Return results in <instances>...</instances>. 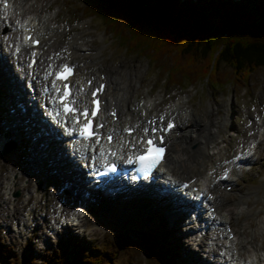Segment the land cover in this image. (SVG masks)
<instances>
[{"label":"rangeland","instance_id":"obj_1","mask_svg":"<svg viewBox=\"0 0 264 264\" xmlns=\"http://www.w3.org/2000/svg\"><path fill=\"white\" fill-rule=\"evenodd\" d=\"M93 1L97 0H27V4L31 3L27 6L24 0L22 4L27 7L26 11L29 14L50 17L52 21L49 23V28L54 25L65 28L59 30L62 34L61 36L59 34L60 37H45L41 42L44 49L50 48L54 53L62 51L69 42L70 37L75 36V43L83 49H95L87 51L90 52V55H84L92 58L88 64V71L89 69L107 70L110 75H117V78H130L133 87L129 99L131 105L135 104L134 100L138 101L140 99L146 100L150 104L155 103L149 111V114L152 115L165 110L173 103L180 102L181 116L186 117L185 113L189 110L193 117L191 123L194 125L189 126L191 131L189 133L195 137H203L204 133L201 132L200 126L202 128L207 127L208 131L212 132L210 137H208L210 133L203 137V142L208 147L205 156L192 158V156L198 155V144L192 137L187 141L185 145L187 148L183 147L182 152L178 149L180 142L174 143V146L177 147L175 156L181 160L182 166L188 168L189 173H199L201 176H205V169H210L218 161H224V159L227 161L236 151L247 149L248 143L255 137L257 130L258 123L255 119L259 116L264 118V78L261 71L251 73L244 82L226 83L225 78L230 76L231 69L222 66L221 70L218 71V75H223L222 79L225 86L220 89L211 87L205 81V78L193 79L191 83L172 84L167 80L168 75L162 74L159 70L155 71L147 60L140 58L135 52H123L119 44H114V41L110 40V36L114 34L113 32L106 27L104 28L94 18L84 17V11L81 7L83 5L87 6V3ZM235 1L241 2L242 0ZM221 2L228 3V5L230 3L232 6L240 5V3H232L229 0H221ZM17 16L21 17V15ZM119 31L122 32V29L116 30L118 34ZM42 54L47 56L44 51ZM4 77L5 74L0 72V83L5 80ZM125 84L128 85V82L125 81ZM9 98V94L6 97L4 95L0 97L5 105ZM17 117L19 116L17 115ZM3 118L4 115L0 112V145L3 141L14 138L17 142L15 147L21 146L19 149L15 148L10 151L4 157L0 156V245L8 250V258L14 256L17 259V263L13 264H18L20 260H24L26 248L34 252L33 264H40V259L45 254L58 253L61 244L68 241V239L74 241L83 239L87 244L90 241L100 244L104 240L113 238L114 233L121 232L132 241L140 242L138 233L140 231L146 233L149 230V228L145 230L146 227L143 224H149V218H146L145 215L156 219L155 222L158 221L167 232V243L161 242L156 237L152 239L157 246L168 244L165 251L167 259L175 264L180 258H184L186 262L197 261L196 255L189 252L191 249L188 246V241H192V238H194V232H187V234H184L185 238L179 240L178 237L183 235L179 230L181 225H178L177 222L175 224L170 221V218L164 216L160 211V207H152L144 201L140 203L139 200L132 199V196L126 195L123 198L131 200V203H125L126 201L124 202L119 199V196H116L113 200H118V205H110L112 207L109 206L110 210L107 211L101 210L95 205H90L88 213L81 217L79 226L71 227L65 224L57 233L56 226L60 218H58L55 210L60 213V208L58 207L59 203L57 204L53 199L58 186H60L61 191L64 190V187H61L63 183L57 182L56 179L58 178L53 180L52 177H47L42 168L36 167L38 163L33 164V167L31 165L33 161L30 149L33 150L35 146H39L44 142L40 140L39 143L33 145L30 139V147L29 141L22 135V132L20 134L18 132L19 138L22 137L21 140L18 135L14 134H17L15 130L10 136L8 132L5 135L4 126L9 121ZM193 130H196L194 134ZM256 140L257 143L251 145V148H255V151L248 158V161L252 160V167L249 169L248 166H244L247 172H243L244 170L241 169L240 172L232 175V178L236 181L233 187L234 190H224L223 187L217 188V198L222 197L221 204L217 205L218 211L226 215L236 236L243 235L245 237L247 240L245 245L255 246H252V250L257 249V245L264 241L260 236L264 233V137H257ZM28 160L32 161L31 164ZM46 168L52 170L50 165ZM39 170L43 173V176L41 173L39 174ZM13 175H16L15 185H13L14 182H11ZM39 180L41 184L37 185ZM6 182H9L10 186L8 195L5 193ZM45 182L48 187H44ZM25 184L27 185L26 189L23 188ZM15 191L18 192L17 196H12ZM66 196H64L67 203L65 208H68L64 213L72 209L70 212L77 214L80 200L74 196L76 201H72L71 203L75 204L71 205ZM49 211L52 214L47 216L46 214ZM119 211L120 213H118ZM31 217H33V220L36 219L32 221V224L30 222ZM43 218L45 219L43 220ZM174 219H178V217ZM135 223L138 224V229L133 228ZM151 245L154 246V244ZM214 245L216 247L215 243ZM183 247H185L184 250ZM215 247L207 248L214 250ZM263 247L264 243L260 245V248ZM246 249L249 251L247 247ZM198 250H200L199 247ZM135 255H137L135 264H146L139 250ZM5 261L7 264L10 262L9 259H5ZM126 264L133 263L127 261ZM205 264H208L207 261H205Z\"/></svg>","mask_w":264,"mask_h":264},{"label":"trees","instance_id":"obj_2","mask_svg":"<svg viewBox=\"0 0 264 264\" xmlns=\"http://www.w3.org/2000/svg\"><path fill=\"white\" fill-rule=\"evenodd\" d=\"M229 1L240 5L221 0H97L82 10L114 33L110 38L123 52H135L155 71L168 75L170 83L205 78L220 89L225 86L223 75H218L222 66L231 69L226 83L244 82L256 71L264 78V0ZM155 220L149 216V230L139 232L140 242L121 232L100 244L68 239L58 253L45 254L40 264H135L137 250L146 264H174L165 255L168 244L157 246L152 240L167 243L164 228ZM7 252L0 245V264H7L5 259L17 263ZM24 256L18 264H33V251L26 248Z\"/></svg>","mask_w":264,"mask_h":264},{"label":"bare ground","instance_id":"obj_3","mask_svg":"<svg viewBox=\"0 0 264 264\" xmlns=\"http://www.w3.org/2000/svg\"><path fill=\"white\" fill-rule=\"evenodd\" d=\"M22 1H24V0H16L14 3L15 5L12 6V4H11L10 8H14L17 11L19 10L20 13L22 11H25L27 9V7H25V5L22 4ZM1 13H4V11H2V12L0 11V23H2V25L4 23H7L6 26L3 25V28H5V27L10 28L11 27L13 29V28H15L14 26L16 24L17 27L20 26V30L23 31V26L32 27V29L35 33L40 32L39 35H40L41 41L43 40V37H54V36L60 37L62 34H60L61 31H59V30L65 29L63 26H59V25H54L52 28H49L48 26H49L50 21H52V19L46 15L32 14V15H25L23 17L22 16L19 17V16H17V14H18L17 13V14H15L16 17H14L12 19L10 17L3 16V14H1ZM54 20H55V18H54ZM22 21H23V23H20ZM17 33H18V31L14 30V32L9 35L7 42H9L10 44L18 45L19 43H18ZM59 34H60V36H59ZM75 39H76L75 36L71 37L69 42L65 45L64 51L63 50L59 51L60 53H58L59 55H57V56H54L55 53L52 52V50L50 48L43 49V51L47 53V56L43 55L42 54L43 51H42L41 52V57H42L41 62L40 63L38 61L35 62L36 68L38 66H39L38 68H40V69L42 68L41 70L39 69V73L44 70L43 69L44 67L46 68V70H48L49 65H51V66L56 65L60 61V58H62V57L69 58V63H71L72 61H77V63L75 64V73H74V76L72 77V81L77 82L78 85L83 83V79H85V78H83L84 73H88L90 75H93L95 73H98V74L103 73L104 74L103 78L106 80V86H105L104 91H103V94H104L103 98L105 100L106 107H109V106L114 107L116 114H117L118 123L110 122L108 117L104 113H102L99 117L103 118L105 120V127L108 130H110L111 132H113V130L116 131L118 129V124H121V123H123V124L128 123L129 124V122H130L135 129L134 132L136 133V137H138L139 132L142 131L143 127L145 125L149 124L150 121H155L156 124L161 122L159 117L153 118L154 116H152V115L151 116L149 115L147 117L149 110L153 107V105L155 103L150 104L146 100L140 99L138 101L134 100V102H135L134 105H129L130 104L129 99L131 97V92L133 91V87L131 85L130 78H117V75L116 76L113 74L110 75V73L107 70L98 71L97 69L96 70L89 69V71L91 70V72H89L87 70V68H88V64L90 63V60L92 58H89V56L85 57L84 55H90V52L88 53L87 51H90V50L93 51L95 49H92V48L90 50L83 49L80 45L75 43ZM37 48L39 49V47H37ZM24 52H25V48H22L21 56H24ZM51 52L53 53V55H51L52 54ZM92 55L94 56V54H92ZM6 59H9V57H6ZM47 62H48V66H46ZM18 66H21L23 68V64H21V63H19ZM38 68H37V70H38ZM10 70H11V68H10ZM11 76L13 77V74H11ZM97 80H98V76H93V82H96ZM125 81L128 82V85L125 84ZM14 84L16 86L15 89H16L17 93H12V91H11L10 97L17 95L19 97L18 100H24L25 95L23 94L20 85L15 80H14ZM32 84L36 85L35 81H32ZM45 87H47V85L42 86V89L44 90ZM47 93L44 91L42 93V95L46 96ZM6 96H8V94H6ZM77 100L80 101V103H83L84 94L80 93L78 95ZM37 105L38 104L35 105L33 103L30 104L29 113L27 114L28 116L30 114L32 115L38 109ZM9 106H12L10 102H9ZM16 114H22V113L16 112ZM140 114L144 115L145 119H143V120L139 119V117H141ZM160 116H162L164 119L169 118V117L175 118V123H176V125L174 127L175 130L169 131V134L166 138V147H167V151L169 152V154L166 157V159L164 160V162L162 163V165H160V166L162 168H164L168 173L171 174L170 178L173 181L179 180L182 182L183 180H185L182 177L188 176L189 171H188L187 167L181 165V163H182L181 160H179L175 156V151H176L177 147L174 146V143L180 142L178 149L180 152H182L183 147L184 148L186 147L185 145L187 144V141L190 140L192 137V139L196 140L197 144H198V149H197L198 155L195 157L205 156L206 155V149L208 147H207L206 143L203 142V137H204V135L209 134L210 131H208L207 127L202 128V126H200L202 129L201 132L204 133V135H202L203 137H201V138L199 136L195 137L191 133H189V132H191L189 130V128L192 125H194L193 123H191V120L193 119V117L191 116L190 112L186 113V115H185L186 117H182L181 112H180L177 104L172 105L171 107L166 109L163 113H160ZM146 118H149L147 123H146ZM138 120H141L142 122H144L143 123L144 125L142 126L141 123H137ZM258 121L260 122V124L257 126V130L255 132V137L253 138L254 142H255L257 136H260V138L264 137V118L259 117ZM10 124H14V125H10ZM24 128L27 131L28 137H30V139L32 140L33 145H36L37 143H39L40 140H43L41 142H44V143H41V145H39V146L38 145L35 146V149H33V154H34L33 157L37 161L40 162V164L44 170H45V167L47 165H50V168H52L53 170L55 169L54 170L55 173L52 174L53 177L58 178V179H56L57 182L60 181L63 183V185L61 187H64V190L60 191L59 194L57 192H54V199H53V201H56L57 204L60 201V203L58 205V207L60 208L59 209L60 213H64V211H66V209L68 208V207L65 208V206H67V203L65 202L64 196H66V195H67L66 198L67 197L69 198V196H73V197L75 196L80 200V204H79L78 208H79L81 213H83V212L88 213L90 204L96 203L100 199L101 200L99 201L97 207H99L101 210H104V211H107L109 209L110 205L107 203L109 198H110L109 195H105L100 199L95 198L94 201H89L86 198H81V194L84 193L85 190H84V187H83L82 182H81L80 174H78L75 169H71L69 173L61 171V169H63L64 167L68 168L67 167V164H69L67 161L68 155H67L65 148H62V146L58 144L57 133L53 129H48L46 126L40 127L34 122V120H31V118H30V119H26L24 125L20 124V121H13V120L9 123H6V125L4 126V131L6 130V132L8 131V132L13 133V131L15 130V131H17V133L18 132L20 133V132H22V130ZM41 131L47 132L50 135V137L42 139V136H40ZM194 132H196V130H193V134H194ZM116 133H117L116 138H118L120 140L121 144L124 143L125 139H128V141H132L130 139L129 135L128 136L123 135V133L119 132V131H116ZM211 135H212V132L208 135V137H210ZM117 144H119V143H116V145ZM129 145H130V143H127V145L125 147H127ZM188 158H187V160H188ZM63 165H65V166H63ZM41 175L43 176V173H41ZM191 177H194V175H190L189 177H187V179H189ZM207 178H208L207 175H205L204 177H201L199 180L200 183H198V180L195 179L191 185H198V187H200L203 184L204 180ZM11 182H14L13 185H15L16 175H13ZM211 184H212V178H211V176H209V181H208L206 188L209 189V186H211ZM9 187H10L9 182H6L5 183L6 195H8L10 193ZM26 187H27V185L25 184L23 188L26 189ZM166 188H168V187H166ZM68 194H71V195H68ZM126 195L132 196V199L139 200L140 203H141V201H144L145 203H148L152 207H157V208L160 207L161 209L160 208L159 209H160L161 213H163L164 216L170 218V221H173L175 224H176V222L174 221V218L178 217L177 220L179 223L181 222L180 218H183V216L179 217V215H181V213L183 212V209H180L178 206L174 205L170 201H166L164 196H162V195L153 194V193H136V192H125V193L117 194V196H119V199H121L124 202L126 201L125 203H131V200L123 199L124 197H126ZM220 202L221 201L219 199H216V205H219ZM111 207L112 206H110V208ZM50 214H52V213H50V211H49L46 215L48 216ZM46 215H45V218H46ZM216 215H217V218L214 219L213 221H211V224L213 223L216 226L217 225L219 226L222 223V219L223 218L225 219L226 217L223 214H221L219 211H217ZM45 218H43V220ZM158 219L161 221V219L159 217H158ZM31 220L35 221L36 219L33 220V217H31ZM162 224H164V223H162ZM188 226L191 227L192 225H188ZM173 228H174V225H173ZM193 232L195 233V229H193L192 233ZM220 234H221V232L219 229L216 232H211L210 238H207L209 241L208 244H210L212 242H214L216 244V247L214 250L208 249L205 246L206 243L204 241H202L201 237L198 239L197 247H199L200 251L204 254L205 258H209L210 256L213 257V259H212L213 264H228L227 261L229 260V256H228L229 252L231 253V252H233V250H235L234 252H236L238 256H240L241 254H244V252L250 253L249 252L250 250L248 251L246 249V246H244V243H245L244 236H242V235L233 236V240H226V239L222 238V235L220 237ZM204 235H206L205 231H204ZM181 238H185V235H181L178 237L179 240H181ZM192 240H194V238H192ZM223 243L226 245L223 246ZM184 249H185V247H183V250ZM261 249L262 250L254 249V250H252L253 253L252 254L250 253L253 257V259L250 261L251 264H264V249L263 248H261ZM189 252L196 255L197 264H205L206 260H203L202 258H198L200 256H198L195 252H193V250L192 251L189 250ZM246 257H248V256H246Z\"/></svg>","mask_w":264,"mask_h":264},{"label":"snow or ice","instance_id":"obj_4","mask_svg":"<svg viewBox=\"0 0 264 264\" xmlns=\"http://www.w3.org/2000/svg\"><path fill=\"white\" fill-rule=\"evenodd\" d=\"M26 39H31L30 37H26ZM34 43H38V41H34ZM35 55V54H33ZM59 55V54H57ZM31 66V65H30ZM51 68V65L49 66ZM66 73V75L64 74ZM72 74V69L68 65H62L61 71L56 73L55 78L52 81V89L55 90V94L52 96V100L60 105L59 110L55 112L56 117H65V123L70 119L72 122V127L68 128V134L78 133L80 139L84 141H93L95 144H100L102 140H106L110 145L113 140V134L110 132L105 136H102L99 132V129L104 127V124L98 123L94 125L95 119L99 115V104L100 101L96 99L99 92L103 90V85H100L97 89H95L91 95L93 97L92 103L95 105V108H89L87 105H81L80 101L73 98V94L69 86L65 83L61 87L57 82L67 80L69 76ZM48 75H52L51 72ZM47 78V77H46ZM89 84L92 82L89 81ZM44 91L47 93L50 91L49 88L45 87ZM83 92L84 89L81 88L79 90ZM112 116L115 117V111L112 112ZM160 120L163 121L164 118L160 117ZM149 124L155 125V121H150ZM175 125L169 121L166 126L159 127H145L142 129L143 135L139 137H134L132 141H127L124 143H130L132 147H136L137 145L143 144V152L141 155L137 157L142 168L145 172H150L153 168H155L163 159V135H157V133H165L171 131ZM134 128L128 127L124 129V132L129 136H132ZM79 143V140L77 141ZM86 147L88 145H85ZM123 147V144H122ZM155 153V155H153ZM111 155L115 156L116 152L112 151ZM100 156L104 157L107 160V155L103 150V146L101 147ZM187 187V185H184Z\"/></svg>","mask_w":264,"mask_h":264},{"label":"water","instance_id":"obj_5","mask_svg":"<svg viewBox=\"0 0 264 264\" xmlns=\"http://www.w3.org/2000/svg\"><path fill=\"white\" fill-rule=\"evenodd\" d=\"M11 147V145L10 144H5V147H4V149L2 150V153L1 154H3L8 148H10ZM6 148V149H5Z\"/></svg>","mask_w":264,"mask_h":264}]
</instances>
